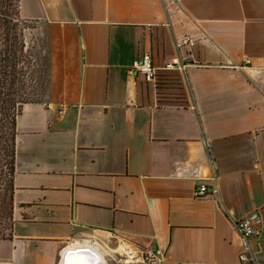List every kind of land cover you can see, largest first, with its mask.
Listing matches in <instances>:
<instances>
[{"label": "crops", "instance_id": "crops-1", "mask_svg": "<svg viewBox=\"0 0 264 264\" xmlns=\"http://www.w3.org/2000/svg\"><path fill=\"white\" fill-rule=\"evenodd\" d=\"M19 14L45 25L48 68L32 69L16 120L0 264H64L83 248L105 264L149 249L241 264L233 221L254 212L264 264V0H21ZM144 52L158 81L132 72ZM177 57L186 76L165 69ZM201 184L218 193L197 198Z\"/></svg>", "mask_w": 264, "mask_h": 264}, {"label": "trees", "instance_id": "trees-1", "mask_svg": "<svg viewBox=\"0 0 264 264\" xmlns=\"http://www.w3.org/2000/svg\"><path fill=\"white\" fill-rule=\"evenodd\" d=\"M20 3L21 0H0V170L10 163L9 169L12 173L9 186L5 189L0 187V208L5 209L4 205H9L11 214L6 210L3 215L9 219H12L14 214L12 182L16 120L21 114L22 105L29 101L28 88L32 66V56L28 53L29 50L32 51V47L28 44L26 36V21L20 18ZM167 81L172 85L180 82L177 77ZM1 190H4L3 193ZM7 237L8 235L0 239Z\"/></svg>", "mask_w": 264, "mask_h": 264}, {"label": "built area", "instance_id": "built-area-1", "mask_svg": "<svg viewBox=\"0 0 264 264\" xmlns=\"http://www.w3.org/2000/svg\"><path fill=\"white\" fill-rule=\"evenodd\" d=\"M178 47L180 45L178 44ZM189 62L182 57L175 58L172 62L166 64V70L177 69L178 72L186 76L188 71ZM132 72L140 73L145 76L147 80L157 79V69L153 64L151 53H143L138 58H136L132 65ZM206 146L210 148L208 141H206ZM213 175L211 177L212 182H216V170L213 167ZM218 186L214 184L212 188H209L207 184H201L195 189V195L197 198H204L208 196H213L218 193ZM262 222L260 216L257 213H252L245 219L241 221H233V225L238 230L241 236L242 246L244 251L240 254L239 259L241 264H257L254 259V254L250 245V238L257 234L260 223ZM141 264H172L162 257L159 251L156 249H149L143 252Z\"/></svg>", "mask_w": 264, "mask_h": 264}, {"label": "rangeland", "instance_id": "rangeland-1", "mask_svg": "<svg viewBox=\"0 0 264 264\" xmlns=\"http://www.w3.org/2000/svg\"><path fill=\"white\" fill-rule=\"evenodd\" d=\"M28 26V29L26 31L27 33V40L28 44L32 47V51L29 50L28 53H31V59H32V66L30 68V73L34 69H40L41 67H45L46 69L48 68V65L46 66L47 58L45 55V51L47 52V40H46V34H45V29H44V24L40 23H32L31 21H27L25 23ZM38 41L41 42L39 46L35 47L33 41ZM30 47V49H31ZM44 68V69H45ZM33 69V70H32ZM45 69V70H46ZM46 82L43 85H40V93L39 95L35 96L33 99H31L30 102L34 101H42L46 98L47 96V86ZM5 163V161H4ZM9 163V162H8ZM10 163L6 166L3 167L2 170H0V187L1 189L7 188L9 186L10 179L12 178L11 175V170L9 169ZM4 190H1V193H3ZM1 205V204H0ZM7 206V207H6ZM11 207V206H10ZM3 209L2 207L0 208V237H4L10 234L11 229L13 228L14 224V214L12 215V219L4 217L5 211L11 212L9 205L6 204L4 205ZM11 214V213H10ZM7 216V215H6Z\"/></svg>", "mask_w": 264, "mask_h": 264}, {"label": "water", "instance_id": "water-1", "mask_svg": "<svg viewBox=\"0 0 264 264\" xmlns=\"http://www.w3.org/2000/svg\"><path fill=\"white\" fill-rule=\"evenodd\" d=\"M90 253L91 255H93V260L95 264H105V262L103 261L101 257H99L96 254H93L88 248H83V249H78V250L74 249V250L69 251L66 254L64 264H79L80 262L79 257L86 255V254L89 255Z\"/></svg>", "mask_w": 264, "mask_h": 264}, {"label": "bare ground", "instance_id": "bare-ground-1", "mask_svg": "<svg viewBox=\"0 0 264 264\" xmlns=\"http://www.w3.org/2000/svg\"><path fill=\"white\" fill-rule=\"evenodd\" d=\"M87 255V254H86ZM81 262V261H80ZM86 263H88V262H86Z\"/></svg>", "mask_w": 264, "mask_h": 264}]
</instances>
